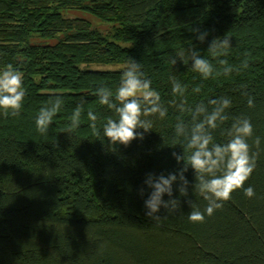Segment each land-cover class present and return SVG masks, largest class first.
<instances>
[{
  "label": "trees",
  "instance_id": "16d2710c",
  "mask_svg": "<svg viewBox=\"0 0 264 264\" xmlns=\"http://www.w3.org/2000/svg\"><path fill=\"white\" fill-rule=\"evenodd\" d=\"M195 29L208 33L204 43ZM225 35L232 47L219 59L236 69L230 75L204 80L190 62H170L195 47L218 69L207 49ZM129 59L141 63L167 114L147 118L153 126L143 140L113 145L102 127L116 113L95 92L114 93ZM9 65L23 74L25 97L18 116L0 112V264H264V0H0V71ZM110 65L119 69L96 68ZM173 77L186 87L183 97L172 94ZM243 91L254 97L253 108ZM57 95L61 110L40 134L35 119ZM221 96L231 98L230 119L214 143L227 142L233 118L251 120L248 143L258 156L244 188L255 196L238 189L193 223L186 200L201 210L206 202L190 187L180 210L154 223L145 214L151 190L144 180L178 168L172 152L183 141L174 143L175 124L191 120L179 104L194 108ZM82 99L80 126L69 133ZM186 178L194 183L192 169Z\"/></svg>",
  "mask_w": 264,
  "mask_h": 264
},
{
  "label": "clouds",
  "instance_id": "9594fccd",
  "mask_svg": "<svg viewBox=\"0 0 264 264\" xmlns=\"http://www.w3.org/2000/svg\"><path fill=\"white\" fill-rule=\"evenodd\" d=\"M196 38L204 43L208 33L200 32ZM231 38H213L208 46L207 52L217 59L220 66L214 68L213 64L201 56L195 47L187 50V53L180 52L178 58L170 62L175 65L179 59L184 64L190 62L191 69L197 72L202 79L207 80L216 75H230L234 67L228 64L225 59L231 48ZM242 68L248 67L245 60ZM141 63L129 59L115 92L107 87H99L95 95L100 105L114 109L117 118H108L103 124V137L113 145L128 146L134 140H143L144 134L152 129V120L148 117L158 115L164 118L167 109L161 104L160 94L151 85L152 81L144 77L141 70ZM194 92L199 93L200 87H195ZM186 87L172 80V94L183 97ZM242 95L247 96V106H255L254 97L243 91ZM25 90L23 88V74L14 69L11 65L0 71V112L4 116H18L23 105ZM184 101L179 104L181 113L189 112L191 120L185 122L179 119L175 124L174 143L176 140L183 141L181 152H172V157L177 162L178 168L175 172L164 175L155 173L146 174L144 185L150 189L148 198L144 201L146 216L154 223L175 215L180 210V198L189 196L191 187L194 195L198 194L206 205L203 210L190 199L186 200L191 211L187 214L190 222H203L205 216H211L215 210L221 208L223 203L231 198V194L243 188L244 195L251 199L255 196L252 186L244 188V184L255 170L258 153L251 151L248 141L253 137V126L248 117L240 116L232 119L230 127L225 132L228 137L226 143H214L213 133L220 129L229 119L228 109L231 108L230 97L221 96L210 99L207 103H199L194 108H186ZM85 101L82 99L72 112L71 123L66 131L72 132L80 126L81 115L84 110ZM63 99L57 95L49 101V104L42 107L35 119L37 132L46 134L55 115L61 110ZM87 118L91 122L89 127L95 135H100L97 128V115L93 111L87 112ZM143 130V131H140ZM260 137H255L254 143L260 145ZM175 148V147H173ZM189 169L194 172V183L190 185L186 178ZM175 191L179 196L174 198ZM140 195H144V188L140 189ZM168 199L165 200L164 197ZM163 209L167 215H158Z\"/></svg>",
  "mask_w": 264,
  "mask_h": 264
},
{
  "label": "rangeland",
  "instance_id": "374dc122",
  "mask_svg": "<svg viewBox=\"0 0 264 264\" xmlns=\"http://www.w3.org/2000/svg\"><path fill=\"white\" fill-rule=\"evenodd\" d=\"M85 17H86L87 20H89L90 22H92V19H91L89 16H85ZM93 21H94V20H93ZM99 27H100L101 30L107 28L105 25H103V26H100V25H99ZM93 68H94V67H93ZM96 68H98V69H108V70L119 69V67L111 66V65H110V66H98V67H96Z\"/></svg>",
  "mask_w": 264,
  "mask_h": 264
}]
</instances>
